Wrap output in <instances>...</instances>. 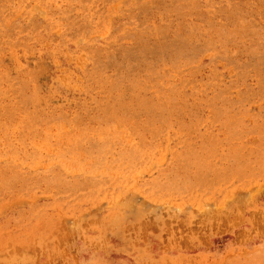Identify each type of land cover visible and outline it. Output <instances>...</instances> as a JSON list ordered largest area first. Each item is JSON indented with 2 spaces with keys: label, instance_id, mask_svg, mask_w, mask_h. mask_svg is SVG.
I'll list each match as a JSON object with an SVG mask.
<instances>
[{
  "label": "rangeland",
  "instance_id": "374dc122",
  "mask_svg": "<svg viewBox=\"0 0 264 264\" xmlns=\"http://www.w3.org/2000/svg\"><path fill=\"white\" fill-rule=\"evenodd\" d=\"M0 264H264V0H0Z\"/></svg>",
  "mask_w": 264,
  "mask_h": 264
}]
</instances>
